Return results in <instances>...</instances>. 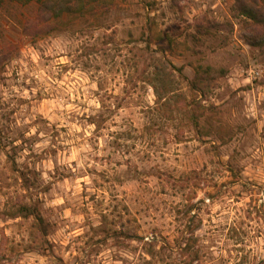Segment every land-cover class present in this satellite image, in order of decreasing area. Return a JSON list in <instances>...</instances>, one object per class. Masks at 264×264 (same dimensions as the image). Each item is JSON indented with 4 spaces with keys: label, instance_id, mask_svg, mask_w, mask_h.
Masks as SVG:
<instances>
[{
    "label": "rangeland",
    "instance_id": "1",
    "mask_svg": "<svg viewBox=\"0 0 264 264\" xmlns=\"http://www.w3.org/2000/svg\"><path fill=\"white\" fill-rule=\"evenodd\" d=\"M112 1L0 6V264H264L258 26L238 0Z\"/></svg>",
    "mask_w": 264,
    "mask_h": 264
},
{
    "label": "trees",
    "instance_id": "2",
    "mask_svg": "<svg viewBox=\"0 0 264 264\" xmlns=\"http://www.w3.org/2000/svg\"><path fill=\"white\" fill-rule=\"evenodd\" d=\"M7 1H13L19 4H29L35 1L38 3L41 12L48 13L49 16L54 18H62L65 15L82 16L95 10L108 8L113 3L112 0H0V6ZM238 10L242 16L249 18L259 28V32H256L253 37L252 44L255 46H264V0H238ZM197 27L202 32L206 31L203 28L201 30L200 27L202 26L200 24ZM157 61L159 63L155 65L153 79H148V81L154 86L159 104L165 97H163V93L157 87L155 81L165 82V78L167 79L171 71L173 73L178 72L182 76V69L169 61L166 56L159 57ZM168 68L171 70L170 72ZM206 70L205 72L210 73L211 68H207ZM195 72V79L190 83L191 88L199 91L203 96L205 94V88L211 84V80L204 78L199 68H196ZM190 114L192 115V112ZM19 211L20 214L24 212V216H34L42 234L47 235V226L37 208L33 209L31 206L24 204L20 207Z\"/></svg>",
    "mask_w": 264,
    "mask_h": 264
}]
</instances>
